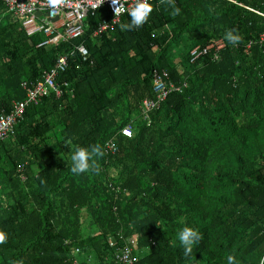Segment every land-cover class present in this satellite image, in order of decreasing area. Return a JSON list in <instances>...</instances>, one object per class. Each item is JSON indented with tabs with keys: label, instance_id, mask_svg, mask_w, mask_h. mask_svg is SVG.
Returning a JSON list of instances; mask_svg holds the SVG:
<instances>
[{
	"label": "trees",
	"instance_id": "1",
	"mask_svg": "<svg viewBox=\"0 0 264 264\" xmlns=\"http://www.w3.org/2000/svg\"><path fill=\"white\" fill-rule=\"evenodd\" d=\"M151 4L139 28L122 27L127 15L94 37L102 7L82 37L49 47L0 3V115L58 57L88 51L59 73L61 96L29 105L0 142V264H69L75 247L92 258L83 264H116L108 239L133 236L132 264H227L229 255L264 264V0H174L178 16L173 0ZM229 29L238 44L224 38ZM154 71L179 91L147 122ZM77 146L102 149L99 171L71 172ZM185 226L203 235L191 258L178 241Z\"/></svg>",
	"mask_w": 264,
	"mask_h": 264
},
{
	"label": "built area",
	"instance_id": "2",
	"mask_svg": "<svg viewBox=\"0 0 264 264\" xmlns=\"http://www.w3.org/2000/svg\"><path fill=\"white\" fill-rule=\"evenodd\" d=\"M155 0H149L153 3ZM164 1V0H163ZM124 8L115 12V8L119 5H114L112 0H0V3L5 7L6 13L12 15L21 25L22 30L28 37L35 35H43L44 39L38 46H57L60 43H67L70 40L82 37L84 35L85 21L90 14H93L98 9L104 7L107 10L108 16L103 18L97 25L93 36H100L108 30H113L121 24L122 18L129 16L128 10L135 5L137 0H122ZM216 50L222 48L221 43L216 44ZM212 48L210 46L208 49ZM208 49L197 52L195 49L192 55L205 54ZM78 52L84 61L88 59V51L84 45L76 46L75 50L68 55H62L57 58L55 65L45 71L41 80H38L35 85L27 92V96L23 101L14 102L10 113L0 115V142L6 140L14 126L23 118L25 109L29 105H37L41 99L47 97L52 92L56 97H60L62 92L57 84L59 73L65 72L69 67V58L74 52ZM166 72H153L152 84L155 93L154 100H145L141 107V117L149 122V112L159 106L166 99L167 95L172 91H179V88L173 84L166 83ZM67 86V83H64ZM23 87L26 84L23 83ZM121 134L130 138L133 134L132 124L126 125L121 130ZM118 146L114 138L109 139L104 151L106 154H115ZM119 239H123L121 233L118 234ZM109 247L113 251V258L116 264H132L134 257L132 256L135 249L138 247L137 237L133 236L123 240V245H119L116 238L108 239ZM81 250L75 247L71 252L69 264H83L79 258ZM88 263L92 260L91 256L84 257Z\"/></svg>",
	"mask_w": 264,
	"mask_h": 264
},
{
	"label": "clouds",
	"instance_id": "3",
	"mask_svg": "<svg viewBox=\"0 0 264 264\" xmlns=\"http://www.w3.org/2000/svg\"><path fill=\"white\" fill-rule=\"evenodd\" d=\"M55 2V0H54ZM114 5H119L115 8V12L124 8L122 0H112ZM172 15L178 16L181 14V9L175 7L173 0ZM153 11V6L149 0H137L135 5L128 10L130 17V23L122 25L125 29L139 28L143 26L149 19L150 14ZM224 38L232 45L238 44L242 37L236 32L235 29H229L225 32ZM104 152L99 146H93L90 149L77 146L75 151L71 154L72 167L71 172L80 175L89 171H99L96 165V159L102 158ZM203 238L199 229L185 226L178 233L179 246L183 249V254L187 258H191L194 255V249L200 244ZM7 240V235L0 231V245H3ZM227 264H238L235 256L229 255L227 257Z\"/></svg>",
	"mask_w": 264,
	"mask_h": 264
},
{
	"label": "rangeland",
	"instance_id": "4",
	"mask_svg": "<svg viewBox=\"0 0 264 264\" xmlns=\"http://www.w3.org/2000/svg\"><path fill=\"white\" fill-rule=\"evenodd\" d=\"M79 259H80V260H84V257H83V256H81Z\"/></svg>",
	"mask_w": 264,
	"mask_h": 264
},
{
	"label": "crops",
	"instance_id": "5",
	"mask_svg": "<svg viewBox=\"0 0 264 264\" xmlns=\"http://www.w3.org/2000/svg\"><path fill=\"white\" fill-rule=\"evenodd\" d=\"M6 12V11H5Z\"/></svg>",
	"mask_w": 264,
	"mask_h": 264
}]
</instances>
